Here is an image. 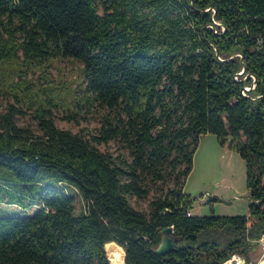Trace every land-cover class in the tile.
<instances>
[{
	"label": "trees",
	"instance_id": "trees-1",
	"mask_svg": "<svg viewBox=\"0 0 264 264\" xmlns=\"http://www.w3.org/2000/svg\"><path fill=\"white\" fill-rule=\"evenodd\" d=\"M21 55L78 60L85 100L109 112L95 134L61 128L52 108L74 92L51 86L32 112L40 134L13 103L0 113V173L14 176L0 202L37 206L0 216V264H111L117 244L127 264L248 260L264 235V0H0V60ZM16 73L0 97L30 88ZM207 133L246 163L247 215L189 214ZM110 141L118 154L98 147ZM143 198L148 211L131 203ZM167 227L175 250L159 254Z\"/></svg>",
	"mask_w": 264,
	"mask_h": 264
},
{
	"label": "rangeland",
	"instance_id": "rangeland-1",
	"mask_svg": "<svg viewBox=\"0 0 264 264\" xmlns=\"http://www.w3.org/2000/svg\"><path fill=\"white\" fill-rule=\"evenodd\" d=\"M22 56V55H21ZM16 61L0 60V87L6 88L15 77L14 72L23 70V80L30 84L29 89L19 91L21 101L14 95L0 97V113L7 110L10 103L20 107L22 112L17 115V122L22 126H30L40 134L37 120L32 117L33 110L41 98H46L51 86H67L73 94L61 93L65 99L58 101V106L52 108L56 124L73 132L83 131L87 135L97 133L103 114L109 110L98 102L90 104L85 100L84 88L86 85L83 73V64L72 58H55L51 61L24 62L23 56ZM26 72V73H25ZM19 90V89H18ZM61 92V91H60ZM66 101V102H65ZM102 151L120 152L119 144L110 141L108 144H98ZM10 170L4 169L0 173L2 179H13ZM184 189L194 198V215H247L249 209V192L247 189L246 163L244 159L228 145L218 143L216 135L207 133L200 137L198 148L193 157V166L186 178ZM81 199L76 196V206L80 209ZM131 203L138 209L148 211L149 199H132ZM37 206L23 208L21 205H12L0 202V216H12L35 212ZM109 245H115L111 243ZM121 251L123 257L122 249ZM261 249L258 245L248 253V260L258 259ZM242 257H245L241 255ZM246 258V257H245Z\"/></svg>",
	"mask_w": 264,
	"mask_h": 264
},
{
	"label": "water",
	"instance_id": "water-1",
	"mask_svg": "<svg viewBox=\"0 0 264 264\" xmlns=\"http://www.w3.org/2000/svg\"><path fill=\"white\" fill-rule=\"evenodd\" d=\"M171 232H172V227H167V228H164L162 230L161 241H160V243L158 244V246L155 249L157 253H159V254H166V253H169V252H172V251L175 250V244H174V242L172 240ZM119 247L122 249L123 262H124V264H127L126 263V252H125V250L121 246H119Z\"/></svg>",
	"mask_w": 264,
	"mask_h": 264
},
{
	"label": "built area",
	"instance_id": "built-area-1",
	"mask_svg": "<svg viewBox=\"0 0 264 264\" xmlns=\"http://www.w3.org/2000/svg\"><path fill=\"white\" fill-rule=\"evenodd\" d=\"M255 85H256V83H255V81H253L250 86H246L244 88V90L242 91L243 94L246 95V92L249 91L250 89H253L255 87ZM189 214H191V213H189ZM259 247L261 249V253H260V256L258 259L247 260L245 257H242L241 255L234 254L230 259L226 260L225 262H223L221 264H228L235 257H239V259L241 260V264H264V235L259 240Z\"/></svg>",
	"mask_w": 264,
	"mask_h": 264
},
{
	"label": "bare ground",
	"instance_id": "bare-ground-1",
	"mask_svg": "<svg viewBox=\"0 0 264 264\" xmlns=\"http://www.w3.org/2000/svg\"><path fill=\"white\" fill-rule=\"evenodd\" d=\"M108 257L111 264H124L123 260L114 253H109ZM228 264H241V260L239 259V257H235Z\"/></svg>",
	"mask_w": 264,
	"mask_h": 264
},
{
	"label": "crops",
	"instance_id": "crops-1",
	"mask_svg": "<svg viewBox=\"0 0 264 264\" xmlns=\"http://www.w3.org/2000/svg\"><path fill=\"white\" fill-rule=\"evenodd\" d=\"M185 190V189H184ZM191 214H193L194 215V212H193V210H191Z\"/></svg>",
	"mask_w": 264,
	"mask_h": 264
}]
</instances>
